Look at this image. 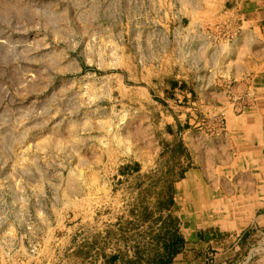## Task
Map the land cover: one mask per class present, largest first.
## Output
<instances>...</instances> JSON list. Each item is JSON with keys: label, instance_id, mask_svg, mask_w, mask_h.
I'll list each match as a JSON object with an SVG mask.
<instances>
[{"label": "rangeland", "instance_id": "obj_1", "mask_svg": "<svg viewBox=\"0 0 264 264\" xmlns=\"http://www.w3.org/2000/svg\"><path fill=\"white\" fill-rule=\"evenodd\" d=\"M190 2L0 0V264H172L184 250L186 177L210 164L207 186L222 180L254 102L208 69L233 19Z\"/></svg>", "mask_w": 264, "mask_h": 264}, {"label": "crops", "instance_id": "obj_2", "mask_svg": "<svg viewBox=\"0 0 264 264\" xmlns=\"http://www.w3.org/2000/svg\"><path fill=\"white\" fill-rule=\"evenodd\" d=\"M181 1L187 8L192 4ZM193 4L192 14L224 10L233 19L231 29L239 36L221 43L222 52H209L208 69L239 78L240 94L253 95L254 102L240 120L233 119L237 121L229 129L232 143L217 167L222 180L206 184L204 175L214 172L215 165L198 164L188 173L183 192L188 197L179 198L186 246L172 264H264V214L256 212L264 207V0H193ZM242 201L256 208L249 215L236 213L234 207L231 213L227 210ZM202 233L226 237V245L213 243L214 238L203 242L198 238ZM249 238H254V245L249 246Z\"/></svg>", "mask_w": 264, "mask_h": 264}, {"label": "bare ground", "instance_id": "obj_3", "mask_svg": "<svg viewBox=\"0 0 264 264\" xmlns=\"http://www.w3.org/2000/svg\"><path fill=\"white\" fill-rule=\"evenodd\" d=\"M247 201H242V204H238V207H237V204H234L232 206H229L227 207V210L231 213V211H233V207L234 209H236V213H239L240 215L243 213L245 214H250L254 211V209L256 208V205H252L250 203H246ZM242 206V207H241ZM252 215V214H251Z\"/></svg>", "mask_w": 264, "mask_h": 264}]
</instances>
